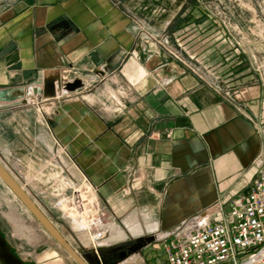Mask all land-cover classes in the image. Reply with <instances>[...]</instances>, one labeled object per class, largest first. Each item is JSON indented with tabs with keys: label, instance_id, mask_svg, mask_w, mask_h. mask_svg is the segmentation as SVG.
Listing matches in <instances>:
<instances>
[{
	"label": "crops",
	"instance_id": "obj_1",
	"mask_svg": "<svg viewBox=\"0 0 264 264\" xmlns=\"http://www.w3.org/2000/svg\"><path fill=\"white\" fill-rule=\"evenodd\" d=\"M187 12L186 0L0 4V161L10 173L59 168L68 182L89 181L110 246L218 203L228 211L255 179L264 79L229 60L222 39L191 36L178 20ZM68 77L85 87L34 94Z\"/></svg>",
	"mask_w": 264,
	"mask_h": 264
},
{
	"label": "rangeland",
	"instance_id": "obj_2",
	"mask_svg": "<svg viewBox=\"0 0 264 264\" xmlns=\"http://www.w3.org/2000/svg\"><path fill=\"white\" fill-rule=\"evenodd\" d=\"M13 1L15 0H0V4H10ZM183 1L178 0V3ZM186 5L187 15L178 16V20L190 21L187 32L191 36L194 38L207 36L210 38V43L222 39L228 50V55H231L229 60L237 59L238 66L250 70L264 79V0H186ZM74 78L68 77L66 80H75ZM209 80L212 84H216L217 76L210 75ZM70 94L73 93L64 90L62 95ZM11 173L15 178L18 176L22 179V183L26 186V188L24 187L26 192L42 213L86 261L90 257V260L97 262L103 259L102 252L104 250L118 246H110L106 235L102 240V244L105 245L95 248L96 231L89 233L86 221L74 220L75 214L68 211L73 209V206H70L69 209H65V205L63 206V201L74 197L75 189L79 188L82 182L80 184L74 180L68 182L69 180L65 179V174L62 175L59 168L54 172L23 174L25 177L20 173ZM21 185L23 186V184ZM101 218L102 216H100L99 222H101ZM0 230L5 234L15 253L26 262L78 264L43 229L1 180ZM137 239L139 238L129 237L124 243L128 240L134 242ZM145 252L147 255L153 254L154 259H157L160 264H167L166 255L157 249V244L154 242L132 254L124 260V264H130V262L145 264ZM88 262L90 263V261Z\"/></svg>",
	"mask_w": 264,
	"mask_h": 264
},
{
	"label": "built area",
	"instance_id": "obj_3",
	"mask_svg": "<svg viewBox=\"0 0 264 264\" xmlns=\"http://www.w3.org/2000/svg\"><path fill=\"white\" fill-rule=\"evenodd\" d=\"M253 170L255 179L248 193L234 199L228 211L218 203L155 237L167 264H264V148ZM62 204L65 209L73 206L68 211L75 214L74 220L88 223L89 233L96 231L94 246L100 247L106 231L98 227L102 208L90 182H82L74 197Z\"/></svg>",
	"mask_w": 264,
	"mask_h": 264
},
{
	"label": "water",
	"instance_id": "obj_4",
	"mask_svg": "<svg viewBox=\"0 0 264 264\" xmlns=\"http://www.w3.org/2000/svg\"><path fill=\"white\" fill-rule=\"evenodd\" d=\"M104 71H102V74ZM85 87L83 79L67 81L66 79L46 78L41 90L36 88L34 94H42L45 99H53L63 94V91L75 93ZM0 180L14 193L21 203L39 222L43 229L70 255V257L78 264H90L76 251L55 226L42 213L30 195L21 186L18 180L8 171L4 164L0 161ZM154 237L137 239L134 242H139L133 251L141 250L154 242ZM0 263L1 264H33L21 259L14 251L8 239L0 231Z\"/></svg>",
	"mask_w": 264,
	"mask_h": 264
},
{
	"label": "flooded vegetation",
	"instance_id": "obj_5",
	"mask_svg": "<svg viewBox=\"0 0 264 264\" xmlns=\"http://www.w3.org/2000/svg\"><path fill=\"white\" fill-rule=\"evenodd\" d=\"M1 231V230H0ZM1 233L5 236V234L1 231ZM6 237V236H5ZM139 245V242L135 243L131 240L126 241L123 244H120L118 246L109 248L107 250H104L102 252L103 254V264H117L118 262L122 260H126L129 258L132 254H134L137 251H133L134 248ZM14 251V249H13ZM15 252V251H14ZM80 254V253H79ZM81 255V254H80ZM82 256V255H81ZM83 257V256H82ZM84 258V257H83ZM85 259V258H84ZM91 258L88 257L87 261H90L91 264H98L96 261L90 260ZM31 263V262H28ZM34 264V263H33Z\"/></svg>",
	"mask_w": 264,
	"mask_h": 264
},
{
	"label": "bare ground",
	"instance_id": "obj_6",
	"mask_svg": "<svg viewBox=\"0 0 264 264\" xmlns=\"http://www.w3.org/2000/svg\"><path fill=\"white\" fill-rule=\"evenodd\" d=\"M30 93V92H29ZM33 95V94H32ZM84 227H86V226H84ZM89 227V226H88Z\"/></svg>",
	"mask_w": 264,
	"mask_h": 264
}]
</instances>
